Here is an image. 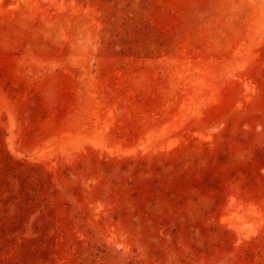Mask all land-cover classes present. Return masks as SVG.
<instances>
[{
    "label": "rangeland",
    "instance_id": "1",
    "mask_svg": "<svg viewBox=\"0 0 264 264\" xmlns=\"http://www.w3.org/2000/svg\"><path fill=\"white\" fill-rule=\"evenodd\" d=\"M0 264H264V0H0Z\"/></svg>",
    "mask_w": 264,
    "mask_h": 264
}]
</instances>
